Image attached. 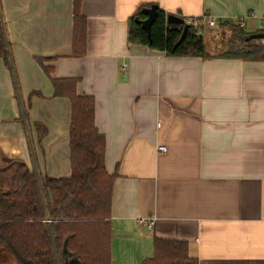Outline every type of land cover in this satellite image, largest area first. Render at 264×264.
<instances>
[{"label": "crops", "instance_id": "1", "mask_svg": "<svg viewBox=\"0 0 264 264\" xmlns=\"http://www.w3.org/2000/svg\"><path fill=\"white\" fill-rule=\"evenodd\" d=\"M73 1L0 0L17 80L0 57V170L21 162L35 171L32 147L40 178L69 177L71 103L53 95L52 79H76V93L94 99L115 174L111 264H142L154 237L186 241L197 264H264V60L209 53V25L198 19L223 27L241 18L260 32L264 0H80V56ZM152 4L193 18L210 55L129 41L130 18Z\"/></svg>", "mask_w": 264, "mask_h": 264}, {"label": "trees", "instance_id": "2", "mask_svg": "<svg viewBox=\"0 0 264 264\" xmlns=\"http://www.w3.org/2000/svg\"><path fill=\"white\" fill-rule=\"evenodd\" d=\"M137 15L141 17V11ZM165 15L158 10L150 38L132 16L129 41L169 55H210L192 22L183 33V26L167 23ZM73 16L74 54L80 56L85 52L80 0L73 1ZM228 25L232 36L226 49L216 55L264 60L260 39L246 40L250 33L238 22ZM77 44H82V49ZM0 57L11 68L1 18ZM38 62L42 65V58ZM43 68L49 73L50 68ZM75 84L73 78L52 79L53 95L67 96L71 103L69 177H41L42 192L36 172L25 164L16 162L0 170V264H67L74 258L80 264H111L109 210L115 174L105 169V140L94 125V99L77 94ZM37 127L42 134V126ZM153 248V256L142 264H197L188 255L184 240L154 237Z\"/></svg>", "mask_w": 264, "mask_h": 264}, {"label": "water", "instance_id": "3", "mask_svg": "<svg viewBox=\"0 0 264 264\" xmlns=\"http://www.w3.org/2000/svg\"><path fill=\"white\" fill-rule=\"evenodd\" d=\"M142 12L146 15V17L143 18V19H139V18L136 17L135 18V21L138 22V23H140L141 28L146 31L147 36L150 38L151 25L155 21L157 15H158V8H157V6L155 4H152L150 7L143 8L142 9ZM0 18H1V23H2V28H3L5 42H6V45H7V52L9 54V62H10L11 69H12V72H13L15 84H17L16 74H15V70H14L12 56H11V53H10V50H9V45H8V41H7V37H6V33H5L3 21H2L1 12H0ZM166 20H167V23L181 24L183 26V33L189 27V24L187 22H185L184 18H182V17H180V16H178L176 14H171V13L170 14H167ZM261 38H264V32H254V33L249 34L246 37V40H250V39H261ZM19 97L21 99L20 92H19ZM31 150H32V157H33L34 165H35V172H36L37 177H38V180H39V185H40L41 191L43 192V190H42V184H41V181H40V174L38 173V168H37V165H36V157L34 155V150H33L32 147H31ZM65 251L66 250H65V247H64L63 248V252L65 253ZM69 264H80V261L78 259L74 258Z\"/></svg>", "mask_w": 264, "mask_h": 264}, {"label": "rangeland", "instance_id": "4", "mask_svg": "<svg viewBox=\"0 0 264 264\" xmlns=\"http://www.w3.org/2000/svg\"><path fill=\"white\" fill-rule=\"evenodd\" d=\"M204 33V39L206 40V46L208 52L211 54H220L226 49L227 39L232 36L233 29L229 25L220 27L218 25L214 26H204L202 30ZM12 261H9L10 263ZM6 263V264H8Z\"/></svg>", "mask_w": 264, "mask_h": 264}, {"label": "built area", "instance_id": "5", "mask_svg": "<svg viewBox=\"0 0 264 264\" xmlns=\"http://www.w3.org/2000/svg\"><path fill=\"white\" fill-rule=\"evenodd\" d=\"M262 16L264 17V13H263ZM198 19L201 20L206 25H209V26H214L216 24L215 19L212 16L207 15V14L201 15ZM185 21L187 23H190V22L193 21V18H186ZM238 24H239L240 27L243 26V21H242L241 18H239ZM260 40H261L262 43H264V38H261ZM157 148L161 149V150H165V147L163 145H158ZM140 221H144L143 218H141ZM153 224H154V217L153 216H149L148 217V225L152 226Z\"/></svg>", "mask_w": 264, "mask_h": 264}]
</instances>
